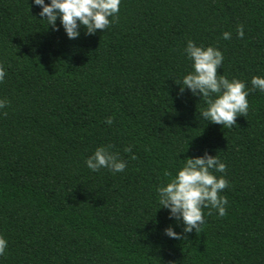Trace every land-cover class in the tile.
Listing matches in <instances>:
<instances>
[{
  "label": "trees",
  "instance_id": "trees-1",
  "mask_svg": "<svg viewBox=\"0 0 264 264\" xmlns=\"http://www.w3.org/2000/svg\"><path fill=\"white\" fill-rule=\"evenodd\" d=\"M40 11L0 0V264H264V92L250 83L264 77V0H121L107 30L74 40ZM189 40L220 50L218 75L245 83L235 126L203 121L204 102L179 93ZM100 146L123 172L86 167ZM205 152L226 165L213 171L228 181L226 214L205 208L183 234L157 188Z\"/></svg>",
  "mask_w": 264,
  "mask_h": 264
},
{
  "label": "clouds",
  "instance_id": "clouds-1",
  "mask_svg": "<svg viewBox=\"0 0 264 264\" xmlns=\"http://www.w3.org/2000/svg\"><path fill=\"white\" fill-rule=\"evenodd\" d=\"M32 3L41 9V20L46 21L53 31H59L56 23L59 19L66 37L74 40L79 38L81 29L86 35L107 30L119 13L121 0H48L47 4L45 0H32ZM237 36L243 38L242 26H238ZM222 38L231 39V33L224 32ZM183 52L186 59L191 61V71L177 84L179 93L183 94L187 90L194 98L204 102L206 107L199 113L203 121L222 125L223 128L235 126L236 118L246 116L249 108V91L245 83L235 78L229 80L223 74L218 75L224 57L217 48L197 46L189 40ZM5 76L6 72L0 65V83H3ZM250 83L252 90L264 92V77L253 76ZM7 105L8 101L0 99V110ZM105 123L111 125L112 118H107ZM124 151L131 152V148ZM183 161V166L170 181L157 188V196L159 210H166L168 219L183 225L182 233L188 234L193 230L199 231L205 223L203 209H214L220 217L226 214L228 200L220 193L228 187V181L223 176L213 174V171L224 173L226 169V165L216 155L205 152L202 156L186 157ZM84 163L92 172L107 169L113 174L123 172L127 166L118 153L105 146L97 147ZM164 235L171 239H182L181 234L171 226L164 229ZM7 247V240L0 236V257L5 255Z\"/></svg>",
  "mask_w": 264,
  "mask_h": 264
}]
</instances>
